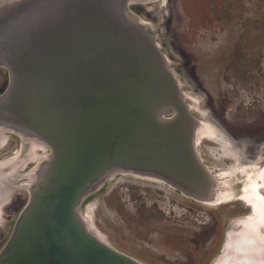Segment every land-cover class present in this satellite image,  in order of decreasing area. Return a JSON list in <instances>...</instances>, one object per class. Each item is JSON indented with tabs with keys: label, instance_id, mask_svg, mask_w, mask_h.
I'll return each mask as SVG.
<instances>
[{
	"label": "water",
	"instance_id": "95a60500",
	"mask_svg": "<svg viewBox=\"0 0 264 264\" xmlns=\"http://www.w3.org/2000/svg\"><path fill=\"white\" fill-rule=\"evenodd\" d=\"M156 1L0 0V129L47 149L1 179L27 198L0 264H148L100 237L86 215L88 197L117 175L209 206L238 196L200 155L209 121L134 9ZM261 234L233 221L210 264H264Z\"/></svg>",
	"mask_w": 264,
	"mask_h": 264
},
{
	"label": "rangeland",
	"instance_id": "374dc122",
	"mask_svg": "<svg viewBox=\"0 0 264 264\" xmlns=\"http://www.w3.org/2000/svg\"><path fill=\"white\" fill-rule=\"evenodd\" d=\"M186 0H158L134 9L152 23L195 109L231 142L226 151L209 138L198 150L214 171L264 163V0H200L205 13L185 8ZM194 4L196 0H187ZM7 83L0 67V91ZM9 144L19 148L12 138ZM27 144L23 147L25 154ZM37 150V155L46 152ZM236 156V161L230 158ZM237 195L244 177L233 173ZM27 194L17 188L7 224L0 225V247ZM209 206L184 197L159 181L117 175L92 195L86 207L103 238L148 264H210L224 232L252 212L235 199ZM10 210V211H11Z\"/></svg>",
	"mask_w": 264,
	"mask_h": 264
},
{
	"label": "bare ground",
	"instance_id": "6f19581e",
	"mask_svg": "<svg viewBox=\"0 0 264 264\" xmlns=\"http://www.w3.org/2000/svg\"><path fill=\"white\" fill-rule=\"evenodd\" d=\"M188 98L192 104L193 111H195L199 116L206 117V114L195 109L196 101L189 95ZM18 138L20 140V145L18 146L19 148H12L11 151L5 152V150L10 147L9 144L13 141L6 132L0 129V221L2 219V206L15 190L12 189V186L7 185V183H3L1 179L5 177L12 178L13 175L25 171L37 159V150H45V146L37 141L22 139L20 137ZM204 138H209L218 142L226 151L231 150V142L226 139L221 134L219 129L216 126H213V123L210 121L205 123L204 129L199 133L197 144H199L200 140ZM25 144H27V148L25 154H23L22 149ZM230 155V158L233 161H236V156L232 153H230ZM216 173L220 178H227L233 173L241 174L244 177V185L235 199L240 200L247 206L251 207L252 212L245 216L243 220L260 235H262V232L264 235V163L262 165L251 163L238 167L234 171L221 170ZM232 199L233 197L231 195H225L223 203ZM86 215L90 220V226L93 228L94 226L90 218V206L86 207ZM93 229L100 237L103 238V236L97 232L95 228Z\"/></svg>",
	"mask_w": 264,
	"mask_h": 264
},
{
	"label": "flooded vegetation",
	"instance_id": "af4514ba",
	"mask_svg": "<svg viewBox=\"0 0 264 264\" xmlns=\"http://www.w3.org/2000/svg\"><path fill=\"white\" fill-rule=\"evenodd\" d=\"M9 137L11 138H14L15 140L18 141V145H20V140L18 137H16L15 135L13 134H7ZM26 145V144H25ZM13 147L9 148V149H6L5 152H9L12 150ZM23 150V149H22ZM12 200H13V193L9 196V198L7 199V201L5 202V204L2 206V209H1V213H2V219L0 221V225H5L8 223L9 221V218H10V214L12 212L11 210V207H10V204L12 203ZM11 210V211H10Z\"/></svg>",
	"mask_w": 264,
	"mask_h": 264
},
{
	"label": "trees",
	"instance_id": "16d2710c",
	"mask_svg": "<svg viewBox=\"0 0 264 264\" xmlns=\"http://www.w3.org/2000/svg\"><path fill=\"white\" fill-rule=\"evenodd\" d=\"M186 2V6H185V8H186V10L188 11V12H190V13H192L191 11L192 10H197V11H200V13L199 14H201L202 15V13H205L204 11H205V8H206V5H203L202 7L199 5L200 3V0H196V1H194V4L192 5V4H190L189 3V1H185ZM92 196H90V197H88V199L86 200V201H88L90 198H91Z\"/></svg>",
	"mask_w": 264,
	"mask_h": 264
}]
</instances>
